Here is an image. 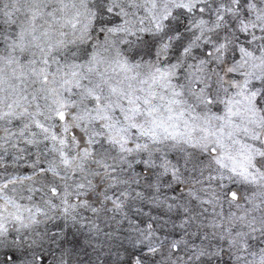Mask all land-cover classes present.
<instances>
[{"label": "snow or ice", "instance_id": "1", "mask_svg": "<svg viewBox=\"0 0 264 264\" xmlns=\"http://www.w3.org/2000/svg\"><path fill=\"white\" fill-rule=\"evenodd\" d=\"M0 264H264V0H0Z\"/></svg>", "mask_w": 264, "mask_h": 264}]
</instances>
